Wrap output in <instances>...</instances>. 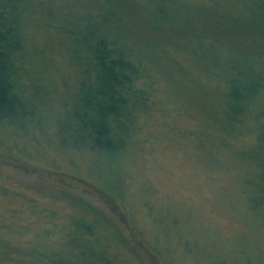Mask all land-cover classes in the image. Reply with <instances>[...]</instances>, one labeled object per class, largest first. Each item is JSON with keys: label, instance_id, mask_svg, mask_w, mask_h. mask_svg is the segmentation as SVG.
Here are the masks:
<instances>
[{"label": "trees", "instance_id": "1", "mask_svg": "<svg viewBox=\"0 0 264 264\" xmlns=\"http://www.w3.org/2000/svg\"><path fill=\"white\" fill-rule=\"evenodd\" d=\"M75 1L82 7L79 13L73 12L64 0H0V125L9 123L16 125L14 129L24 130L29 121L40 134L44 133V124L36 111L37 92L32 90L41 87L26 83V78L35 73L31 64L36 59L40 60L39 69L46 71L47 57L54 52L77 74L76 91L67 109L74 124L79 125L77 132L83 145L78 146L107 155L122 153L136 142L142 125H146V137V133L154 134L149 129L154 117L160 116L161 122H165L161 108L167 102L157 94V75L167 66L170 71L164 75L178 90H209L221 99L211 108V119H201L197 124L187 118L188 98L180 92L182 104L175 109L178 134L193 135L196 149L223 154L229 162H241L243 166H238L244 168V182L255 189L251 199L253 211L264 215V0H239L242 5L237 12H223L225 19L215 15L219 12L215 6L210 5L214 8L210 9L202 3H185L187 13L183 18L188 23L182 27L175 26L173 18L165 17L166 8L161 0L154 9L137 0H122V5L116 0ZM134 7L143 13L136 20L142 24L127 30V21L136 19ZM220 7L223 8L221 4ZM248 15L254 19H241ZM247 28H252L251 32L260 39L256 40V48L237 35L228 43L220 40L226 30L239 36ZM211 29L215 31L213 35ZM141 33L167 38L146 41ZM205 40L213 60L209 66L200 60L201 72L211 76L208 70L217 71L210 72L216 78L210 83L212 86L200 75H191L180 59L165 57L170 49L200 58L205 48L201 42ZM190 45L196 47L195 52ZM245 46H250V50ZM162 57L166 61L162 62ZM248 118L254 124L249 125ZM180 119L189 120L192 126L182 127ZM246 130L254 133L251 143L239 139ZM210 161L219 165L218 158ZM7 192L24 196L29 207L38 208L35 210L42 215L46 210L53 212L40 206L29 193L26 192L27 196L25 191L1 184L0 193ZM28 202L21 206L0 202V264L125 263L120 238L103 230L107 225L103 218L71 215L58 227L62 233L56 237L51 235L52 227L45 215L36 223L30 217L18 220L10 216L25 209ZM39 223L43 233L35 240V235L28 232L38 229Z\"/></svg>", "mask_w": 264, "mask_h": 264}, {"label": "rangeland", "instance_id": "2", "mask_svg": "<svg viewBox=\"0 0 264 264\" xmlns=\"http://www.w3.org/2000/svg\"><path fill=\"white\" fill-rule=\"evenodd\" d=\"M116 1L122 5V0ZM137 1L151 9L159 5V0ZM64 2L75 13L82 10L75 0ZM185 3L197 6L202 3L210 9L215 6L219 11L215 15L223 19L226 18L224 11L237 12L242 5L239 0L160 1L166 8L165 17L173 18L175 26L180 27L188 23L183 18L187 13ZM220 4L227 8H221ZM134 14L136 19L127 21V30L129 26L141 23L136 21L138 15L143 14L141 10L134 7ZM241 19L254 18L248 15ZM146 28L150 29V26ZM247 30L239 36L226 30L220 40L228 43L237 35L256 48V40L260 39L251 32L252 28ZM209 32L215 33L212 29ZM140 37L146 41L155 38L153 42L167 38L144 33ZM201 43L205 48L200 52V58L170 49L165 57L180 59L191 75H200L212 86L216 78L210 72L216 74L217 71L208 70L211 76L201 72L200 60H205L207 66L213 60L209 42ZM192 45L190 48L195 52L196 47ZM246 48L250 50V46ZM47 58L46 71L39 69L40 60L36 59L35 64H31L33 69L36 68L35 73L26 78V83L41 87H32V90L37 92L36 111L44 124V133L40 134L29 121L25 122L24 130L14 129L16 125L9 123L0 125V185L25 191L23 193L35 197L40 206L53 210L43 214L52 227V236L61 235L62 229L58 227L71 215L86 214L103 218L107 224L103 230L120 238L124 264H264V215L253 211L251 199L255 189L244 182V168L238 166H243L242 163L229 162L223 154L196 149L192 143L194 136L178 134L176 128L175 109L182 104L181 93L188 98V104H185L187 118L197 124L201 119H211V108L221 101L217 94L192 88L188 93L178 90L180 88H175L166 77L170 71L166 66L157 75L160 80L157 94L167 102L161 108L165 122H161L160 116V122L154 117L153 123L149 124L154 134L146 133L145 137L146 125H142L134 144L122 153L107 155L87 146H78L83 145L77 132L79 125L74 124L76 122L67 109L76 91L77 74L69 69L67 61L62 63L59 54L50 52ZM162 59V62L166 61L164 57ZM203 106L206 107L202 110ZM189 120L180 119L179 124L190 127ZM247 123L252 125L254 121L249 119ZM239 139L251 143L254 133L246 130ZM212 158L219 159L218 166L211 164ZM0 196L3 197L0 202L5 200L11 206L28 202L20 194L7 192ZM29 206L28 202L25 209L10 216L18 220L30 217L36 223L43 215L35 210L38 208ZM41 225L39 223L38 229L28 232L35 235V240L42 236Z\"/></svg>", "mask_w": 264, "mask_h": 264}]
</instances>
